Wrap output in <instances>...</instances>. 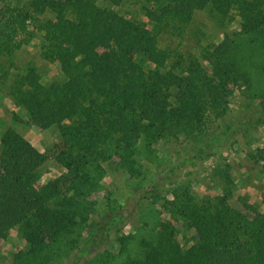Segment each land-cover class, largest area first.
I'll use <instances>...</instances> for the list:
<instances>
[{
	"label": "trees",
	"instance_id": "16d2710c",
	"mask_svg": "<svg viewBox=\"0 0 264 264\" xmlns=\"http://www.w3.org/2000/svg\"><path fill=\"white\" fill-rule=\"evenodd\" d=\"M127 1L18 0L0 10V79L14 66L11 56L38 31L44 32L41 58L56 62L60 72L43 83L30 65L11 93L31 124L59 135L51 155L14 126L1 137L0 240L18 227L28 243L13 264H110V258L77 259L84 234L108 236L119 225L112 216L125 207L117 201L95 208L86 197L97 185L92 167L118 156L140 176L141 158L156 162L160 141L197 138L223 117L231 87L244 86L258 100L244 117L248 128L264 123V0H137L151 26L123 13ZM199 11L222 27L237 16L239 29L192 52L162 46L165 37H183ZM49 156L65 170L37 187ZM250 159L264 169V146ZM170 193L163 210L183 218L196 243L182 249L171 220L145 213L143 233L119 239L124 263L264 264V212L247 202L253 211L246 212L225 195L200 199L189 183ZM143 204L140 199L137 208Z\"/></svg>",
	"mask_w": 264,
	"mask_h": 264
},
{
	"label": "rangeland",
	"instance_id": "374dc122",
	"mask_svg": "<svg viewBox=\"0 0 264 264\" xmlns=\"http://www.w3.org/2000/svg\"><path fill=\"white\" fill-rule=\"evenodd\" d=\"M136 2L137 0L125 2L123 13L151 26L147 17L139 10L140 4ZM17 3L18 0H0V10L14 7ZM44 16L54 17V14L46 13ZM238 21L239 17L235 16L222 27L217 25L209 12L199 11L183 37L175 40L165 37L162 46L177 45L184 52H192L197 50L199 45L218 42L226 31L231 33L238 30ZM43 34L44 32L38 31L34 38L11 56L14 66L8 77L0 79V119H4L3 129L14 126L25 135L27 129L33 125L31 119L16 105L13 94L11 95L16 92L14 81L20 73L28 66L35 65L43 83H50L59 76L58 64L41 58ZM2 72L3 68L0 69V73ZM260 86L263 87L264 84L261 83ZM230 90L232 92L229 94V105L223 117L214 119L207 132L197 138L188 140L181 137L177 140L160 141L156 145L159 159L151 162L142 157L139 164L142 171L140 176H132L121 166L118 156L92 167L91 172L97 185L86 197L95 204V208L103 211L109 203L114 205L117 201H124L125 207L112 216L119 219V225L113 228L108 236L100 232L96 234L104 237H89L88 233L84 234L79 245L83 253L77 257L78 260L100 257L110 258V264H127L124 263L125 258L120 252L119 239L122 236L132 239L133 235L142 234L145 221L142 215L145 213L149 216L156 212L154 217L171 220L179 230L177 238L182 249L191 247L197 241L195 230L188 228L183 218L174 219L161 205L162 199L173 198V193H170L172 187L182 183H189L200 199L225 195L235 207L246 212L253 211L245 206L246 202L255 206L256 210L264 212V169L261 163L250 159L251 152L264 146V123L259 121L248 128L244 118L257 108L258 100L251 99L250 91L244 86L231 87ZM9 104L14 108H9ZM39 141L44 144L43 152L51 155L53 145L59 141V135L51 129L43 130ZM64 170L49 156L39 169L37 187L55 179ZM140 199L144 200V204L138 209L137 203ZM90 219L104 218L91 214ZM137 245L138 239L134 242V246ZM27 248L28 243L22 232L18 227L12 228L9 235L0 240V264H13L15 256Z\"/></svg>",
	"mask_w": 264,
	"mask_h": 264
},
{
	"label": "crops",
	"instance_id": "0c3cea01",
	"mask_svg": "<svg viewBox=\"0 0 264 264\" xmlns=\"http://www.w3.org/2000/svg\"><path fill=\"white\" fill-rule=\"evenodd\" d=\"M9 108H14V106L12 105H10L9 104ZM0 116H2L1 115V113H0ZM4 119L3 118H1L0 119V141H1V137H2V135H3V132H4ZM1 129H3L2 130V132H1ZM42 134H43V130L42 129H40L39 127H37L36 125H31L28 129H27V131H26V133H25V137L36 147V148H38L40 151H42L43 152V150H44V148H42V147H44V144L42 143V141L40 142L39 141V139L41 138V136H42Z\"/></svg>",
	"mask_w": 264,
	"mask_h": 264
}]
</instances>
